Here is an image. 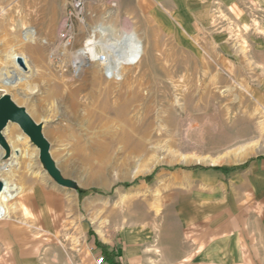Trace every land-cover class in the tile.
<instances>
[{"label": "rangeland", "instance_id": "obj_1", "mask_svg": "<svg viewBox=\"0 0 264 264\" xmlns=\"http://www.w3.org/2000/svg\"><path fill=\"white\" fill-rule=\"evenodd\" d=\"M104 29L139 43L116 71L82 51ZM12 50L29 65L0 97L42 126L62 181L10 121L0 179L22 190L1 221L69 254L92 229L133 264H264V23L219 0H0V74Z\"/></svg>", "mask_w": 264, "mask_h": 264}, {"label": "crops", "instance_id": "obj_2", "mask_svg": "<svg viewBox=\"0 0 264 264\" xmlns=\"http://www.w3.org/2000/svg\"><path fill=\"white\" fill-rule=\"evenodd\" d=\"M219 1L226 6L230 19L240 21L257 20L264 23V0ZM113 41L118 40L114 39ZM130 43L127 46V51L132 50L133 45L139 44L134 41V38L130 40ZM259 157L258 160H264L263 156ZM8 212L7 214H9ZM7 214L0 215V219L7 217ZM22 236L26 238L23 239ZM38 236V233H34L30 227L28 229V227H22L16 223L0 220V264H97L96 256L98 253H104L107 264H117V262L120 264H133L134 261L131 241L125 237H119L115 241L98 238L101 244H97L96 236L90 235L88 229L84 233V241L75 249V252L69 254L66 248L45 244ZM195 254L191 253L189 258L191 259ZM208 254H206L208 259L212 260L211 253Z\"/></svg>", "mask_w": 264, "mask_h": 264}, {"label": "bare ground", "instance_id": "obj_3", "mask_svg": "<svg viewBox=\"0 0 264 264\" xmlns=\"http://www.w3.org/2000/svg\"><path fill=\"white\" fill-rule=\"evenodd\" d=\"M123 37H124V35H123ZM129 44H131V43H129ZM126 49H128V48L127 47L126 48L121 47L120 41H112V40H110L109 37H108V31L107 30H103V37L100 40H95L94 41L92 39L90 42H88L87 46L83 50V53L87 54L92 59H97L99 61V64L107 66L109 68V70L116 71L117 68H118V64L120 62H123V61L130 62L134 58V57H132L133 56L132 55L133 51H131V50L127 51ZM18 55H21L23 57V61H24L25 67H28V65H29L27 58L25 56H23L21 53L17 52L16 50H12V51L8 52L7 55H6V63L8 65L3 68V70H2V72L0 74V77H1V80L3 82V85L6 88L10 84H12V80H10L9 77H6V76L9 75V72H11L13 70L14 71L17 70V68H18L17 66H20L18 64V62H17V59H16V57ZM8 125H9V122H8L7 126L3 130L4 137H5L4 133L6 132ZM49 148H50V145H49ZM49 154H50V151H49ZM50 156H51V154H50ZM51 158H52V156H51ZM12 163H14V161ZM21 190H22L21 187L20 188H18V187L17 188H14V187L8 188V187L5 186L4 191H2L1 194H0V215H6L7 214L9 201L14 199ZM99 232L102 233L101 230H99Z\"/></svg>", "mask_w": 264, "mask_h": 264}, {"label": "water", "instance_id": "obj_4", "mask_svg": "<svg viewBox=\"0 0 264 264\" xmlns=\"http://www.w3.org/2000/svg\"><path fill=\"white\" fill-rule=\"evenodd\" d=\"M134 36L126 35L122 41H120L121 47H126ZM18 64L24 69L25 64L23 57L18 55L16 57ZM17 123L21 129L30 137L40 150V158L43 161L46 170L58 181H62V175L59 169L56 167L55 162L49 154V142L45 138L42 132V126L34 120L28 110L18 104L12 95L5 93L0 97V145L9 148V145L3 135V130L7 126L8 122ZM5 189V182L0 179V194Z\"/></svg>", "mask_w": 264, "mask_h": 264}, {"label": "built area", "instance_id": "obj_5", "mask_svg": "<svg viewBox=\"0 0 264 264\" xmlns=\"http://www.w3.org/2000/svg\"><path fill=\"white\" fill-rule=\"evenodd\" d=\"M96 263L97 264H107V259H106V256L104 255V253H99L96 256Z\"/></svg>", "mask_w": 264, "mask_h": 264}, {"label": "trees", "instance_id": "obj_6", "mask_svg": "<svg viewBox=\"0 0 264 264\" xmlns=\"http://www.w3.org/2000/svg\"><path fill=\"white\" fill-rule=\"evenodd\" d=\"M258 158H260V157H258ZM244 165H246V164H244ZM195 168H198V169H204V168H206V167H204V166H202V165H196ZM126 184H129V183H126ZM89 233H90V235H94V236H96V243H97V244H101V241H99V240L97 239V235H96V233H95L92 229L89 230ZM112 255H113V253H112ZM117 264H120V263L117 262Z\"/></svg>", "mask_w": 264, "mask_h": 264}]
</instances>
